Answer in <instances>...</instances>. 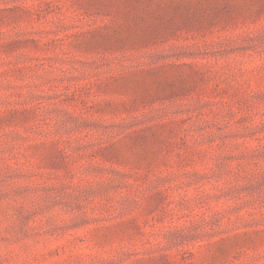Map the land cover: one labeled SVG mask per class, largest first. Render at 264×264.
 Returning <instances> with one entry per match:
<instances>
[{"label":"rangeland","instance_id":"obj_1","mask_svg":"<svg viewBox=\"0 0 264 264\" xmlns=\"http://www.w3.org/2000/svg\"><path fill=\"white\" fill-rule=\"evenodd\" d=\"M0 264H264V0H0Z\"/></svg>","mask_w":264,"mask_h":264}]
</instances>
